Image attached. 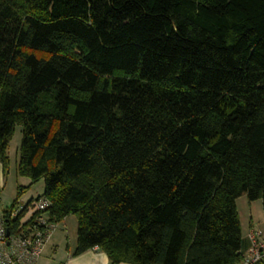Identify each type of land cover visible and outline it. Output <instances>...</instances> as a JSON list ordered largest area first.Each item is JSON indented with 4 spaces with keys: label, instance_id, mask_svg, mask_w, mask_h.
<instances>
[{
    "label": "trees",
    "instance_id": "16d2710c",
    "mask_svg": "<svg viewBox=\"0 0 264 264\" xmlns=\"http://www.w3.org/2000/svg\"><path fill=\"white\" fill-rule=\"evenodd\" d=\"M15 124L73 254L234 264L236 198L264 215V0H0L3 174Z\"/></svg>",
    "mask_w": 264,
    "mask_h": 264
},
{
    "label": "built area",
    "instance_id": "2783aa9c",
    "mask_svg": "<svg viewBox=\"0 0 264 264\" xmlns=\"http://www.w3.org/2000/svg\"><path fill=\"white\" fill-rule=\"evenodd\" d=\"M48 205V199L38 196L25 204L17 200L14 207L0 208V264L36 263L55 229V223L48 219ZM22 210L24 212L20 215ZM247 237L248 250L242 252L234 264H264L261 232L251 229Z\"/></svg>",
    "mask_w": 264,
    "mask_h": 264
},
{
    "label": "rangeland",
    "instance_id": "374dc122",
    "mask_svg": "<svg viewBox=\"0 0 264 264\" xmlns=\"http://www.w3.org/2000/svg\"><path fill=\"white\" fill-rule=\"evenodd\" d=\"M21 143V125L15 124L13 132L8 140L7 145V168L3 174V182L0 186V208H5L10 206L17 196V187L24 186V191L18 196L20 204H25L29 200L41 195L44 190V180L41 178L36 182L30 184V179L26 176L17 174L16 164L19 156V146ZM253 210L258 207V210L262 213V205L260 199L252 200ZM63 226L56 227L55 230L51 233L50 243L60 244V247L63 249L67 248L69 244H73L76 239V218L73 214L68 215L67 219L62 222ZM54 233L53 237L52 234ZM44 257L49 258L51 255L50 245L47 247L44 246L43 252ZM42 255V254H41ZM38 261V259H37ZM35 264H40L37 262Z\"/></svg>",
    "mask_w": 264,
    "mask_h": 264
},
{
    "label": "crops",
    "instance_id": "0c3cea01",
    "mask_svg": "<svg viewBox=\"0 0 264 264\" xmlns=\"http://www.w3.org/2000/svg\"><path fill=\"white\" fill-rule=\"evenodd\" d=\"M3 182V172L0 163V186ZM235 207L239 217L240 229H241V251L245 252L249 247V240L247 233L251 229H257L261 232V236L264 239V215L263 212L256 207L253 210L252 201H249L246 196L241 195L235 200ZM67 219V216L59 222L55 223L56 227L63 226L62 222ZM55 230V229H54ZM54 233L51 237H53ZM52 238L49 237L45 243L47 247L50 245L51 256L49 258L44 257V254L38 258L37 262L40 264H109L107 255L98 247H92L80 254H73L75 242L73 244H67L66 249H62L60 244L50 243ZM44 249V248H43ZM118 264H130L128 262H120Z\"/></svg>",
    "mask_w": 264,
    "mask_h": 264
}]
</instances>
